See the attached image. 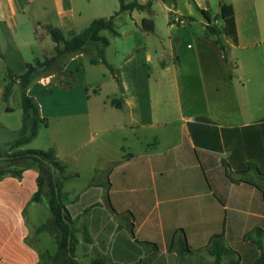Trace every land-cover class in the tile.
<instances>
[{
	"label": "crops",
	"instance_id": "1",
	"mask_svg": "<svg viewBox=\"0 0 264 264\" xmlns=\"http://www.w3.org/2000/svg\"><path fill=\"white\" fill-rule=\"evenodd\" d=\"M124 1L152 5L140 21L131 11L134 27L124 33L101 32L112 71L92 63L95 45L87 58L85 50L84 102L64 101L50 117L39 109L45 123L37 136L10 153L56 150L69 176L64 196H75L67 209L84 234V264H212L217 235L229 250L223 264H253L264 254V0ZM222 3L235 12L236 39L225 42L229 64L209 31L224 25ZM119 10L120 0H0L2 86L8 70L24 74L39 52L56 55L47 26L70 39ZM116 37L133 40L132 48H116ZM38 71L45 86L47 70ZM53 119L66 125L67 139L43 145ZM23 122L21 136L31 130L24 112ZM39 175L30 167L0 178V264L42 262L29 239ZM77 179L84 185L66 191ZM75 254L81 260L76 245Z\"/></svg>",
	"mask_w": 264,
	"mask_h": 264
},
{
	"label": "trees",
	"instance_id": "2",
	"mask_svg": "<svg viewBox=\"0 0 264 264\" xmlns=\"http://www.w3.org/2000/svg\"><path fill=\"white\" fill-rule=\"evenodd\" d=\"M167 1V0H164ZM152 2L149 1L146 4H140L137 1L126 3L124 0H120V10L108 19L100 18L94 20L84 31L80 34L73 36L70 39H66L63 31L60 28L54 26H47V31L51 35L52 40L57 44L56 55L47 58L44 61H36L33 64H27V70L24 74L17 76L11 70L7 72L8 82L4 88V98L8 99L13 86L16 82L20 81L24 87L29 85L33 75L39 68H45L47 65L51 66L63 55L70 53L83 52L89 45H95L98 53V59H92V63L102 61L112 71V67L109 65L105 58V49L109 45V39L101 35L103 30H109L113 34L117 35L116 30V18L123 12H131L134 10L150 11ZM202 13L206 18L210 20V16L207 11L202 10ZM219 18L224 21V25L219 27L216 24L209 25V31L214 36L216 43L220 49L224 52L225 62L229 64L227 56L226 39H236V21L235 12L232 5L222 3L220 6ZM151 20L144 19L143 26L148 31H153V25L147 24ZM22 105L24 110V119L31 122V130L28 135L21 136L11 143V147L15 148L20 145L31 142L38 134V130L41 123H45L40 118L39 108L33 102V99L23 94ZM36 168L39 171V190L34 196V202L43 203L53 214L52 224L55 225L60 234L57 236V251L52 255L49 251L40 252L42 262L40 264H82L75 254V234L76 228L73 226L74 220L72 219L66 205L63 195L62 187L63 183L69 176H65V164L58 158L56 150L50 148L48 150L43 149H26L17 152L10 153L6 150H0V178L6 175L21 176L22 172L27 168ZM58 173V174H57ZM47 181L51 188V196L46 198L44 196V182ZM50 227V223H46L38 228V232L47 230ZM88 239V237H87ZM32 244V243H31ZM211 254L215 257L213 264H223V254L229 252L225 245L221 242V236L214 237V245ZM50 257V260L43 262L44 258ZM93 264H104L103 260L95 259ZM229 264H241L240 261H231ZM253 264H264V254H262L257 261Z\"/></svg>",
	"mask_w": 264,
	"mask_h": 264
},
{
	"label": "rangeland",
	"instance_id": "3",
	"mask_svg": "<svg viewBox=\"0 0 264 264\" xmlns=\"http://www.w3.org/2000/svg\"><path fill=\"white\" fill-rule=\"evenodd\" d=\"M114 6V5H113ZM117 6V2H115V7ZM156 9L158 11V20L160 24L163 23L166 13L164 10L163 5L157 4ZM143 15V12L136 11L133 14L134 18H139ZM140 21V18L138 19ZM164 24V23H163ZM133 19L131 16V12H123L116 18V30L119 33H124L130 28H133ZM104 34L109 35L111 34L109 31H105ZM133 43V40L129 38H121L116 37L114 41V45L118 49H125L129 50ZM45 47L48 48V42L44 43ZM92 45H89L86 48L87 54L85 57L87 58L89 55H92ZM82 57L79 54H82ZM136 55V53H135ZM76 56L78 58H76ZM38 57L40 60H46L47 56L42 52L38 53ZM36 57L32 58V63L36 61ZM84 51L72 53L71 55H63L61 56L56 63L51 66H46L43 68L46 71L44 84H37L39 78L41 77V71H37L34 74V79L31 80V83L24 87V85L20 82V85L16 84L13 86L12 92L8 99L4 98V86H2V77L0 75V150L12 151L13 148L11 147V143L18 139L23 134L24 131V122H23V105H22V98L23 94L26 93L29 97L33 99V102L39 107L41 110L44 108L50 115H53L55 111H59L65 107L66 105L62 104L64 101H68L70 99L77 100L80 102H84V78H83V70L82 65H84ZM68 66L70 67L68 69ZM40 69V68H39ZM38 69V70H39ZM42 69V68H41ZM50 72V73H48ZM53 74L55 78H51L49 75ZM50 77V78H49ZM25 88V89H24ZM3 97V98H2ZM55 100H59L61 104L57 105L54 104ZM48 117V118H49ZM42 119V118H41ZM28 122V121H27ZM3 124V125H2ZM29 126L31 127V122H28ZM67 127L60 120L53 119L52 120V127L48 131H44L39 140L45 145V143H51L54 139L55 141L63 142V140L67 139ZM24 136V135H23ZM81 136L84 140V132L81 133ZM10 145V146H9ZM58 174V173H57ZM44 196L46 198L51 196V188L48 185V182H44ZM84 185L83 179H77L76 181H72V183H67L65 185V190L69 191L71 194L74 193L72 191L73 188L79 189ZM73 187V188H72ZM63 191V187H62ZM64 195V193H63ZM75 196H67L65 198V205L67 207V203L70 199H74ZM84 196H80V201L83 202ZM38 203V209H33L30 212V223L32 226L31 229V236L30 242L32 244H36L42 250V252H46L50 250L54 252L57 248V236L60 234L59 229L52 224L53 214L51 211L40 202ZM35 215L36 219L31 216ZM46 223H50V227L47 230L38 232V228ZM73 226L76 228L75 234V245L77 249V253L79 254L82 263L84 264V254H83V242H84V234L78 229H82L79 226V222H75ZM49 251V252H50ZM54 255L55 253H51ZM100 260H103L99 258ZM50 260V257L44 258L43 262ZM197 264H211L210 262H198L195 261ZM214 263V262H213ZM212 263V264H213ZM87 264V263H85ZM191 264V263H189ZM194 264V263H193Z\"/></svg>",
	"mask_w": 264,
	"mask_h": 264
}]
</instances>
